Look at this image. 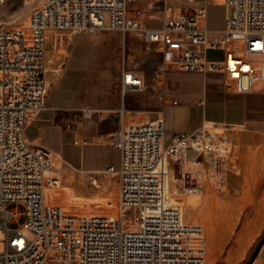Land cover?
<instances>
[{"label": "built area", "instance_id": "built-area-1", "mask_svg": "<svg viewBox=\"0 0 264 264\" xmlns=\"http://www.w3.org/2000/svg\"><path fill=\"white\" fill-rule=\"evenodd\" d=\"M224 3L229 13L218 38L200 27L203 8L168 17L152 29L143 25L141 10L131 0H42L31 8L24 25H0V264H205L201 226L187 221L189 208L166 203V194L174 187L198 198L202 189L197 172L202 166L220 181L229 154L224 134L203 125L174 135L165 145L162 116L145 123L122 121L111 136L118 166L105 170L117 176L118 203L95 213L66 210L48 201L45 190L53 191L60 183L53 173L57 156L28 141L24 130L30 118L46 108L48 32L53 33V46L57 33L63 32L94 36L112 31L123 41L127 35H139L159 55L157 78L168 70L221 73L236 93L264 82V0ZM163 9L170 12L171 6L163 2ZM207 49L223 50V61H208ZM117 88L121 96L145 90L143 73L122 65ZM101 110L96 105L83 109L82 115L91 117ZM124 111L120 107L112 114L121 118ZM189 151L193 157H187ZM12 203L24 207L21 227L33 233L32 239L21 227H8L19 219L18 211L6 209Z\"/></svg>", "mask_w": 264, "mask_h": 264}, {"label": "rangeland", "instance_id": "rangeland-1", "mask_svg": "<svg viewBox=\"0 0 264 264\" xmlns=\"http://www.w3.org/2000/svg\"><path fill=\"white\" fill-rule=\"evenodd\" d=\"M29 1V3H25ZM42 0H4L0 4V25L18 27L26 23L32 7ZM107 20V14L104 13ZM215 10L209 13V26L221 24ZM101 31L97 35L83 32L57 33V43L50 41L46 46L47 78L50 85V104L58 106H82L89 102H102L109 94H119L118 84L122 65L143 73L145 90L131 91L124 95L126 110L123 122H150L161 116V104L166 94L177 88L164 78L155 76L159 55L153 46L142 41L139 35H127ZM250 55V58H255ZM49 63V64H48ZM182 84L178 99L183 105L165 111V143L188 126L197 111L194 101L204 92L203 77L192 72L174 75ZM173 102V101H172ZM127 111H133L127 114ZM139 112V113H136ZM145 112V113H143ZM190 112V113H189ZM86 122H89L87 120ZM211 131L224 134L229 142L228 165L220 181L211 178L208 168L198 169V186L202 194L171 191L170 206L189 208L186 219L198 224L205 237V264H264V131H249L240 127L205 126ZM66 154L74 157L83 155L88 161L97 160L103 152L92 145L75 147L65 145ZM105 161L114 168L118 166L119 152L105 151ZM188 152L187 157H193ZM175 178L179 173L175 169ZM54 174L60 178L59 187L46 189L52 204H85L96 212L107 211L118 203V181L115 174L102 173V179L92 185L89 175L69 169L62 160L55 164ZM7 211H18L17 223H9L10 229L21 227L25 209L12 203ZM95 212V213H96ZM2 220L0 221V224ZM27 239L33 233L21 227ZM4 252V233L0 231V253Z\"/></svg>", "mask_w": 264, "mask_h": 264}, {"label": "crops", "instance_id": "crops-1", "mask_svg": "<svg viewBox=\"0 0 264 264\" xmlns=\"http://www.w3.org/2000/svg\"><path fill=\"white\" fill-rule=\"evenodd\" d=\"M163 2L171 6L170 12L163 9ZM131 4L141 10L143 25L152 29L160 28L168 17L177 16L185 11L193 14L197 9L203 8L205 16L200 19L199 25L209 36L214 38L221 36L224 19L229 13V8L226 7L224 0H131ZM212 10L217 11L218 17L222 21L220 25L209 26V13ZM52 35V32H48V42ZM204 56L208 61L221 62L224 59V51L207 49ZM175 73L178 72L168 70L165 77L171 82L177 83V88L164 96L160 111H153L160 113L163 117L164 133L166 109L183 105V102L177 97V93L183 86L175 76H171ZM192 73L203 77L204 92L193 103L197 108L193 121L189 120L190 114H188L187 129L176 134L191 132L205 124L240 127L249 131H264V82H257L248 92L236 93L226 86L221 73ZM50 92L49 88L46 108L33 115L27 122L24 137L34 145L46 148L59 156L69 169L88 174L89 179H94L95 182L101 180L102 173H105L107 167L113 166L105 161L104 153L107 149H116L111 145V136L118 125L124 121L126 113L125 110L121 118H118L116 114H112V109L116 110L124 106V96L112 93L102 102H89L82 106H58L49 103ZM172 101H177L178 105L173 106ZM96 105L102 107L100 112L91 117L82 115L83 109ZM87 120L89 122H86ZM165 137L166 135H164V144L166 145ZM66 144L75 147L92 145L100 147L103 152L96 161L91 159L88 161L81 154L77 157L66 154Z\"/></svg>", "mask_w": 264, "mask_h": 264}, {"label": "bare ground", "instance_id": "bare-ground-1", "mask_svg": "<svg viewBox=\"0 0 264 264\" xmlns=\"http://www.w3.org/2000/svg\"><path fill=\"white\" fill-rule=\"evenodd\" d=\"M25 3H29V1H27V2H25ZM49 64V63H48ZM230 64H232L231 62H230ZM244 68H246V66H244ZM47 71H48V68H47ZM49 79V78H48ZM49 83V82H48ZM131 113H133V112H131V111H129L127 114H131ZM207 124H205V126H206ZM58 160H61V158L59 157V156H57V158L55 159V162H54V164H56V162L58 161ZM53 173H54V171H53ZM46 191V190H45ZM177 191H174V193H176ZM46 196H47V199H48V201L51 203V202H55L56 200L55 199H52V197H51V195H50V193H47L46 192ZM170 197H172V194L171 193H167L166 194V203H168L169 205H171V202H170ZM62 208H64V209H66V210H72V211H75V212H86V211H91V212H96L95 211V209H93V208H91V207H89V206H87V205H85V204H79V205H74V204H69V205H63L62 206ZM99 213H101V212H104V210H102V211H98ZM98 212H96V213H98Z\"/></svg>", "mask_w": 264, "mask_h": 264}]
</instances>
